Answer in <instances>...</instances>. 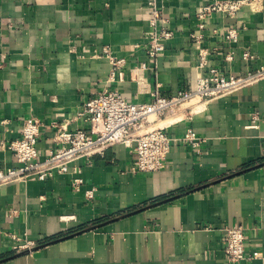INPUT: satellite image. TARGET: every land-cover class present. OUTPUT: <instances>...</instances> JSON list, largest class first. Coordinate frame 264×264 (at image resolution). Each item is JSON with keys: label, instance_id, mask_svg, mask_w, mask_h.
Instances as JSON below:
<instances>
[{"label": "crops", "instance_id": "1", "mask_svg": "<svg viewBox=\"0 0 264 264\" xmlns=\"http://www.w3.org/2000/svg\"><path fill=\"white\" fill-rule=\"evenodd\" d=\"M211 1L157 0L174 35L152 59L147 0H0V139L19 137L34 115L43 123V160L55 146L54 124L87 129L77 113L103 89L135 103L151 101L155 91H194L200 57L193 33L209 52L203 75L264 67V0L236 17L214 13L200 30L197 12ZM230 29L236 41L222 36ZM105 45L126 60L123 80L110 78V61L95 56ZM244 51L256 57L244 60ZM169 113L152 125L173 138L193 128L207 138L200 153L175 140L163 169L139 172L135 150L115 144L72 163L81 169L79 189L73 173L0 186V264H227L224 229L237 225L247 256L264 253V79L199 104L191 119L186 105ZM17 166L0 147V168ZM26 241L40 247L15 249ZM235 264H264V256Z\"/></svg>", "mask_w": 264, "mask_h": 264}, {"label": "built area", "instance_id": "2", "mask_svg": "<svg viewBox=\"0 0 264 264\" xmlns=\"http://www.w3.org/2000/svg\"><path fill=\"white\" fill-rule=\"evenodd\" d=\"M260 0H213L201 6L197 12L198 27L205 29L208 19L214 14L236 17L239 11L247 5ZM150 9L149 31L147 33V54L150 58H157L166 48V43L172 39L174 30L172 23L164 16L157 0H147ZM228 41L238 39V31L230 29L221 32ZM198 55L197 83L194 91H179L172 97H165L158 91L152 93L149 102L135 103L128 101L118 89H103L95 96L84 101L77 113L88 123V128H68L70 120L55 123V146L49 150L43 160L39 159L38 140L43 125L40 118L32 115L23 124L19 137L9 141L0 139V147H7L12 151L19 163L17 167L0 168V186L17 181L44 180L57 174L73 173L72 186L79 189L83 183L78 166L72 163L85 157L103 156L106 149L115 144H123L135 150V169L139 172H156L165 166V158L175 140L189 143L197 153L201 152L202 144L207 138L199 136L193 128H187L185 134L179 138L169 136L164 127L152 125L157 118L169 112L188 108V118L191 119L194 107L207 103L219 97L235 93L245 87L254 85L264 79V67L254 71L249 70L244 75H223L217 68H211L203 75L201 68L208 64V50L200 44L203 36L195 33ZM1 39V34H0ZM95 56L107 58L111 64L110 78H124L126 60L118 58L111 47L105 45L96 50ZM244 60H253L256 55L244 51ZM228 60L233 59V53L227 54ZM146 66L145 64L143 67ZM151 116L155 118L150 119ZM258 115L253 116V125ZM95 188L85 191V196L92 199ZM226 263L235 264L245 258L264 256V253L254 252L247 256L246 235L242 225L225 227ZM16 238V237H15ZM33 241H26L23 245L15 246L16 250L29 249L35 246Z\"/></svg>", "mask_w": 264, "mask_h": 264}, {"label": "water", "instance_id": "3", "mask_svg": "<svg viewBox=\"0 0 264 264\" xmlns=\"http://www.w3.org/2000/svg\"><path fill=\"white\" fill-rule=\"evenodd\" d=\"M83 231H85V230H83ZM40 246H35V247H33V248H30V249H28V250H25L22 254H24V253H27V252H30V251H33V250H35V249H37V248H39Z\"/></svg>", "mask_w": 264, "mask_h": 264}, {"label": "bare ground", "instance_id": "4", "mask_svg": "<svg viewBox=\"0 0 264 264\" xmlns=\"http://www.w3.org/2000/svg\"><path fill=\"white\" fill-rule=\"evenodd\" d=\"M184 106H185V105H184ZM172 113H173V112H172ZM169 114H170V113H169ZM176 115H177V114H176ZM153 117H154V116H151L150 119L153 120V119L155 118V117H154V118H153Z\"/></svg>", "mask_w": 264, "mask_h": 264}, {"label": "rangeland", "instance_id": "5", "mask_svg": "<svg viewBox=\"0 0 264 264\" xmlns=\"http://www.w3.org/2000/svg\"><path fill=\"white\" fill-rule=\"evenodd\" d=\"M154 118V117H153Z\"/></svg>", "mask_w": 264, "mask_h": 264}]
</instances>
